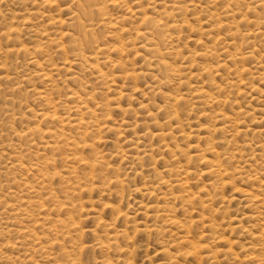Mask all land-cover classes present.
I'll return each mask as SVG.
<instances>
[{
  "label": "rangeland",
  "instance_id": "obj_1",
  "mask_svg": "<svg viewBox=\"0 0 264 264\" xmlns=\"http://www.w3.org/2000/svg\"><path fill=\"white\" fill-rule=\"evenodd\" d=\"M0 264H264V0H0Z\"/></svg>",
  "mask_w": 264,
  "mask_h": 264
},
{
  "label": "bare ground",
  "instance_id": "obj_2",
  "mask_svg": "<svg viewBox=\"0 0 264 264\" xmlns=\"http://www.w3.org/2000/svg\"><path fill=\"white\" fill-rule=\"evenodd\" d=\"M91 3V2H90ZM77 24V23H76ZM77 26V25H76ZM83 30V29H82ZM77 120V119H76ZM78 125V127H79V124H77ZM77 127V126H76ZM82 128V127H81Z\"/></svg>",
  "mask_w": 264,
  "mask_h": 264
}]
</instances>
